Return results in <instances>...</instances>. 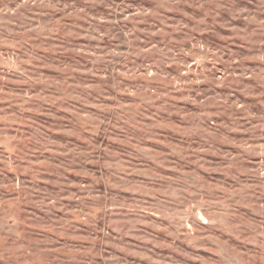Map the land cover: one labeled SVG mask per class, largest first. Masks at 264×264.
<instances>
[{"label":"rangeland","instance_id":"1","mask_svg":"<svg viewBox=\"0 0 264 264\" xmlns=\"http://www.w3.org/2000/svg\"><path fill=\"white\" fill-rule=\"evenodd\" d=\"M0 264H264V0H0Z\"/></svg>","mask_w":264,"mask_h":264}]
</instances>
